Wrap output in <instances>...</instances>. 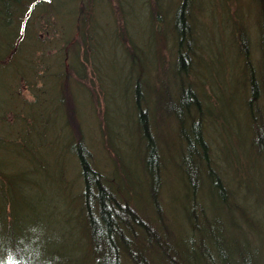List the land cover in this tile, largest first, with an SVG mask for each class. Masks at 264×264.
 I'll use <instances>...</instances> for the list:
<instances>
[{
    "label": "rangeland",
    "instance_id": "obj_1",
    "mask_svg": "<svg viewBox=\"0 0 264 264\" xmlns=\"http://www.w3.org/2000/svg\"><path fill=\"white\" fill-rule=\"evenodd\" d=\"M181 1L94 0L98 25L94 65L84 50L78 62L68 54L57 55L60 47H69L71 33L82 48L84 39L76 34L74 23L66 27L74 18L76 0H55L64 29L56 17L48 23L46 13L38 10L30 24L38 41L34 50L21 41L11 62L0 61V137L18 138L19 144L17 131L35 106V121L29 120L35 129L27 141L33 155L22 144L8 151L0 141V162L19 183L20 227L29 228L48 248L76 256L69 264H84L76 217L82 177L77 158L66 147L75 106L96 167L121 201L125 202L122 194L130 199L158 228L163 241L178 249L175 264H257V258L264 264V0H189L194 39H187L183 52L194 49L191 60L182 62L174 27ZM85 2L91 10V0ZM155 5L154 17L160 21L164 17L162 22L153 21ZM122 26L144 60L138 98L161 154L162 213L151 199L152 178L143 168L151 145L148 150L149 140L142 136L134 107L137 69L134 73L125 67V52L114 34ZM7 30L0 25V58L15 37ZM58 64L71 77L61 93L56 81L66 77H59L64 72L61 66L56 68ZM75 64L78 69L81 64L86 67L83 78L77 70L70 71ZM257 82L258 97L249 104ZM196 121L200 127L193 124ZM200 131L217 176L208 177L202 167L196 180L193 170L198 162L192 155L194 161L188 165L184 153L188 142L198 148ZM82 240L85 247V236ZM120 261L133 264L125 250L120 251Z\"/></svg>",
    "mask_w": 264,
    "mask_h": 264
},
{
    "label": "trees",
    "instance_id": "obj_2",
    "mask_svg": "<svg viewBox=\"0 0 264 264\" xmlns=\"http://www.w3.org/2000/svg\"><path fill=\"white\" fill-rule=\"evenodd\" d=\"M54 1L55 0H0V25L11 30V32L15 35L12 45L9 48V52H6L4 56L0 58V61L4 62V65L5 63L13 60L15 57L14 54H17L16 52H18V46L21 41V44L24 47L30 45L34 50L36 46L35 43H38V41L34 39L35 34L32 33L30 24L36 16L38 10L46 13L45 16H48L46 17L48 23H51L52 18L56 17L60 30L61 28L64 29L65 24L63 25L60 22ZM93 2L94 0H91L92 7L91 10H89L85 0H76V9L73 11L74 18L70 19L71 21L69 25H66L67 28H70L74 23L76 34L84 39V47H81V41L79 39H75L74 35L71 33L67 39L71 49L68 50L67 48L69 47H60L57 51V55L63 56V54H66L65 57H67L68 54L73 56L75 59L77 58L78 62V57H80V54L84 50L86 60L91 61L92 58V62H94L95 65V51L97 47L96 35L98 25L95 21L96 7ZM179 6L180 7L175 15L174 27L177 37V58L182 62L186 59L189 61V58L191 60L194 48L190 52H183V45L188 38L189 41L192 42L194 36L191 30V24L189 25L190 13L192 11L190 1L182 0ZM155 7L156 5L152 8L153 17L155 16ZM51 8L53 9L50 10ZM154 20L162 22L164 17H162L161 21L157 20L155 17L153 18V21ZM9 30L6 31L7 34H9ZM68 30L69 29L66 30V33ZM114 34L117 44L122 47L125 52V67L129 68L130 72H134V69H137L138 74H136L137 78L135 82L136 91L134 89V107L136 108V111L139 112L140 130L142 132V136L144 139L149 140L148 150L151 145L148 155L146 154V160L143 168L152 178V183L150 184L151 199L154 201L155 208L160 209V212L162 213L159 202V190L161 184L163 183L162 172L160 171L162 167L161 154L158 149V145H156L154 141L155 136L152 135L150 130V121L147 117V111L141 108V102L138 98L140 95L139 90L141 86L142 74L143 71H145L143 64L144 60L141 55L139 56L137 54L139 47L135 45L133 39L127 34L124 26L115 29ZM4 42H6V39ZM262 45L264 50V26H262ZM48 47L50 46L48 45ZM160 51V53H162V50ZM158 56L159 55H157L156 58H158ZM160 61L161 64L162 59ZM58 66H61V69L64 72H59V77H66L64 80H61V83L58 78L56 81L57 86L60 84L61 93L66 86V82L70 84L71 77L70 73H67L63 65L58 64L56 68ZM33 68H36L35 65ZM69 69L70 71H74V69L77 70L82 78L84 77L82 75L83 72H86V67H82V64L79 69L78 64H75L74 68L73 66H70ZM23 71H25V69L21 70L19 73H22ZM258 88L259 86L257 82V91L253 92L249 104L254 99H257ZM90 92L93 93L92 90ZM190 93L193 97L192 103L198 106L199 100L197 96L192 94L191 91ZM63 103L66 104V102ZM190 106L188 110L190 109ZM34 107L29 110L26 116L24 115V119L26 121L25 125L19 128V130L17 129V132L21 133L19 144L25 146L26 152L31 155H33L32 146L27 143V141L31 139L35 129V122L29 124L30 118L35 121L36 115ZM75 109L76 106L75 108L73 107L71 113V119L73 118L74 120L71 122V135L66 142V147L67 150H69V152L74 154L77 158L80 166V176L82 177V184L80 185V190L77 192L79 206L77 207L76 217L79 220L78 241L81 245V257L84 264H121L120 251L122 250L127 251L133 264H159V262H164L165 264L177 263V261H175V257L178 255V249L174 247L172 242H164L162 236L159 234L160 231L158 228L150 222L147 217H144L138 208L131 203V200L123 194L122 196L125 202H122L117 195V192L112 188V185L107 182L106 177L96 167L92 159L93 153L89 149L86 142L84 127L80 124V118L77 117ZM259 115L260 114L257 115V120ZM255 118L256 116L254 117V121ZM196 123H198L197 125L200 127V121H196L193 124ZM8 137L9 136L7 135L0 137L1 145L4 143V149L7 147L6 150L14 152L17 150L19 145L18 138ZM180 138L184 139L183 136ZM198 141V148L193 149L190 146L192 143H187L188 148L185 151L186 153H184V155H186L185 159L187 160L184 161L189 165L192 161H194L192 160L193 155V159L198 162L196 170H193L196 180L199 176H202V167L206 170L208 177L211 178L213 175L217 176L214 168L208 163V143L206 139H204L201 131ZM204 160H206L205 165ZM6 167V165L1 164L0 162V264H69L70 262H75L77 259L76 256H68L61 249L53 250L51 247L48 248V245L41 242V237H37L35 233L33 234L32 231H29V228L22 231L20 227L22 218L18 214L16 207V194L20 190H17L19 183L16 184L17 177H14ZM222 189L225 191L223 187ZM223 197L224 194L220 196L222 199ZM202 210L204 209L202 208ZM164 227L169 229L167 226ZM195 227L200 228V225L194 224V228ZM84 236L85 241L87 240L85 247H83L84 243L82 240ZM171 252H173V255ZM258 252L259 249L257 248V255ZM226 259L227 256L225 257L224 262H227ZM243 259L244 261L248 260L246 258ZM166 260H169L170 262L167 263ZM257 264H259L258 258Z\"/></svg>",
    "mask_w": 264,
    "mask_h": 264
}]
</instances>
